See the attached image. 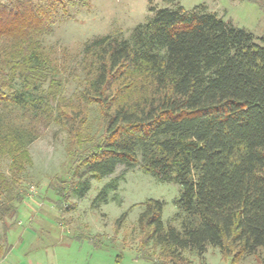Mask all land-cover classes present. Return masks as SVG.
<instances>
[{
	"label": "trees",
	"instance_id": "1",
	"mask_svg": "<svg viewBox=\"0 0 264 264\" xmlns=\"http://www.w3.org/2000/svg\"><path fill=\"white\" fill-rule=\"evenodd\" d=\"M264 7V0H250ZM83 0H0V259L8 231L27 198L20 176L31 163L29 144L41 119L68 132L72 166L53 186L62 212L68 196L84 198L90 178L142 166L181 186V228L166 225L165 202L149 198L137 220L141 258L184 264L186 250L209 246L226 256L264 249V35L224 20L204 5L151 7L130 37L95 36L83 49L81 90L63 92L60 62L45 50L60 11ZM119 188L108 181L93 203ZM121 203L120 200H118ZM116 220L119 229L127 218ZM89 238L95 246L100 240Z\"/></svg>",
	"mask_w": 264,
	"mask_h": 264
},
{
	"label": "rangeland",
	"instance_id": "2",
	"mask_svg": "<svg viewBox=\"0 0 264 264\" xmlns=\"http://www.w3.org/2000/svg\"><path fill=\"white\" fill-rule=\"evenodd\" d=\"M82 4L78 9L69 6L66 15L60 11L51 32L42 37L45 50L61 64L63 92L67 97L82 89L79 62L85 44L95 36L109 33L130 37L136 25L153 15L152 6L181 4L191 9L204 5L208 12L256 37L264 35V7L250 0H83ZM34 131L36 138L28 146L31 163L20 176L27 198L19 206L18 214L8 220L12 222L8 231L12 247L0 259V264H153L141 258L153 252L151 248L141 250L138 216L147 199H160L165 202V224L181 228L176 205L181 186L161 181L140 165L131 169L119 166L114 174L102 180L91 177V189L85 197L71 194L64 205L74 207L62 212L56 206L58 196L51 187L61 186V180L69 177L72 161L68 132L55 121L46 119L36 122ZM9 164L8 157L0 156V170L9 174ZM115 178L119 188L111 196L116 194L117 198L94 204L100 189ZM123 212L128 213L127 218L117 229L116 220ZM2 230L0 222L1 233ZM76 236L95 238L102 246H95L89 238L77 240ZM183 255L184 264H264V249L236 257L235 254L226 256L218 247L209 246L203 256L189 250ZM162 264L172 263L165 259Z\"/></svg>",
	"mask_w": 264,
	"mask_h": 264
}]
</instances>
